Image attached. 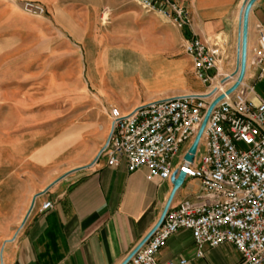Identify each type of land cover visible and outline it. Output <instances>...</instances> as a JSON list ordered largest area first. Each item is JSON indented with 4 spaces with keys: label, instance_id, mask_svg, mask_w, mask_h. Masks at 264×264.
Listing matches in <instances>:
<instances>
[{
    "label": "crops",
    "instance_id": "0c3cea01",
    "mask_svg": "<svg viewBox=\"0 0 264 264\" xmlns=\"http://www.w3.org/2000/svg\"><path fill=\"white\" fill-rule=\"evenodd\" d=\"M23 1L46 13H26ZM173 1L190 13L184 28L134 0H0V264H122L159 220L173 185L149 180L146 167L107 164L111 111L206 95L233 75L246 0ZM259 26L264 0L248 19L243 82L254 103L264 101V73L251 63ZM191 37L220 51L210 84L194 76ZM199 188L187 179L171 207ZM196 250L181 229L157 260L242 261L229 243L206 246L203 258Z\"/></svg>",
    "mask_w": 264,
    "mask_h": 264
},
{
    "label": "built area",
    "instance_id": "2783aa9c",
    "mask_svg": "<svg viewBox=\"0 0 264 264\" xmlns=\"http://www.w3.org/2000/svg\"><path fill=\"white\" fill-rule=\"evenodd\" d=\"M134 1L147 12L171 18L181 28L190 23L187 8L173 0ZM22 9L34 16L46 13L43 5L34 1H23ZM184 49L193 61L194 76L210 84L209 72L216 67L219 49L197 37L186 39ZM251 63L264 73L262 26L258 27V47ZM234 74L222 77L206 96L154 101L128 115L112 109L111 131L104 148L109 166L125 161L130 172L146 167L149 180L161 181L170 180L176 170L183 171L184 183L196 179L200 186L194 198L170 207L161 226L127 264H177L160 263L157 254L181 229L191 231L197 258H203L206 246L229 243L242 255L240 264H264V101H251V87L242 81L213 108L194 161L184 158L210 103L234 83ZM51 207V202L43 205V209ZM185 263L181 260L178 264Z\"/></svg>",
    "mask_w": 264,
    "mask_h": 264
},
{
    "label": "water",
    "instance_id": "95a60500",
    "mask_svg": "<svg viewBox=\"0 0 264 264\" xmlns=\"http://www.w3.org/2000/svg\"><path fill=\"white\" fill-rule=\"evenodd\" d=\"M256 0H246L245 4L243 6L242 10V26H241V42H240V58H239V65L238 70L234 74V76H237L234 83L226 90L225 93L217 96L215 99L212 100L210 103L205 115L204 119L201 123V126L195 136L194 141L192 142L191 146L188 149V152L185 154V160L188 162L194 161V155L197 151V147L199 144V141L202 137V134L205 130L206 124L208 122V119L210 117V114L213 110V108L219 103L226 95L232 94L241 84V82L244 79L245 72H246V62H247V34H248V19H249V13L250 10L255 3ZM213 94L207 95V97H211ZM206 96V95H205ZM185 172L181 171L178 173V171H174V173L171 176V183L173 185V189L171 191V194L168 198V201L162 211V214L157 221V223L154 225V227L151 229V231L144 237V239L138 244V246L130 253V255L125 259V261L122 264H127L131 258L139 251V249L151 238V236L156 232V230L161 226L163 223L170 207L172 200L178 191L180 189L185 181Z\"/></svg>",
    "mask_w": 264,
    "mask_h": 264
},
{
    "label": "rangeland",
    "instance_id": "374dc122",
    "mask_svg": "<svg viewBox=\"0 0 264 264\" xmlns=\"http://www.w3.org/2000/svg\"><path fill=\"white\" fill-rule=\"evenodd\" d=\"M25 72H27V73H29V74H27V75H29V77H30V70H28V71H25ZM26 74V73H25ZM243 148H244V146H243ZM182 150H183V148L181 149V151H180V154L182 153ZM176 160V158L174 159V161Z\"/></svg>",
    "mask_w": 264,
    "mask_h": 264
}]
</instances>
